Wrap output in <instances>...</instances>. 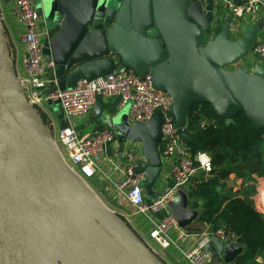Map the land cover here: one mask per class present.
<instances>
[{"label": "water", "instance_id": "95a60500", "mask_svg": "<svg viewBox=\"0 0 264 264\" xmlns=\"http://www.w3.org/2000/svg\"><path fill=\"white\" fill-rule=\"evenodd\" d=\"M213 10L214 0L206 8L199 0L37 2L51 30L42 47L52 63L47 95L74 87L80 78L130 67L140 74L150 70L154 86L172 97L170 108H157L147 123L131 122L130 103L116 116L104 113L100 102L92 108L116 131L121 147L125 140L142 143L143 188L156 199L167 187L153 191L164 168L160 143L166 117L175 120L185 140L195 104L210 103L227 121L244 111L264 128V65L260 60L251 70L237 65L252 56L264 16L244 23L243 33L233 38L230 12L220 31L208 38ZM46 103L59 127H67L60 101ZM214 229H209L205 250L233 261L243 247L223 242ZM0 264H163L63 160L50 128L23 93L1 14Z\"/></svg>", "mask_w": 264, "mask_h": 264}, {"label": "built area", "instance_id": "2783aa9c", "mask_svg": "<svg viewBox=\"0 0 264 264\" xmlns=\"http://www.w3.org/2000/svg\"><path fill=\"white\" fill-rule=\"evenodd\" d=\"M199 1L204 8L209 3V0ZM213 12V36L220 31L226 15L231 12L234 17L232 35L236 38L240 36L247 19L256 18L260 13L264 15V0H214ZM0 14L11 51L15 50V40L25 48L23 69L15 67V71L28 103L40 112L46 108L47 99L60 101L69 125L61 129L50 118V130L65 163L87 183L96 174L99 168L97 158L114 141L115 132L104 127L80 134L72 124L74 117L87 114L99 96L119 99L120 108L130 103L129 118L133 124L147 123L159 107L164 112L170 108L173 99L168 92L154 86L152 72L148 70L140 74L130 67L118 68L91 80L80 78L74 87L58 89L47 95V89L52 84L49 77L52 63L45 62L42 47L44 39L51 37V30L45 18L38 13L36 0H0ZM252 51L259 55L264 65V37L258 40ZM160 151L163 166H169L173 176V182L161 196L150 203L146 202L143 189L145 173L139 171L137 154L131 149H124L120 153L123 165L120 167L119 163L117 167L123 178L115 183V188L118 197L125 198L133 206L135 214L145 215L153 223V235L163 246H167L174 242L170 229L177 224V220L169 211L160 220L155 215L168 208V203L181 187H195L199 174L210 173L214 168L208 152L191 154L184 136L177 131L175 120L170 117H166L162 125ZM260 202L264 209V196ZM213 233L227 243H235L238 239L237 233L226 225L216 227ZM210 239L211 234L205 232L194 246L181 250L189 264L208 263L211 254L204 246Z\"/></svg>", "mask_w": 264, "mask_h": 264}, {"label": "trees", "instance_id": "16d2710c", "mask_svg": "<svg viewBox=\"0 0 264 264\" xmlns=\"http://www.w3.org/2000/svg\"><path fill=\"white\" fill-rule=\"evenodd\" d=\"M187 129L191 154L206 151L213 161V171L190 190L203 200L201 221L231 227L244 246L241 264H259L255 256L264 251V211L250 195L251 182L264 175V128L256 127L244 111L227 121L210 103H203L191 108ZM231 174L242 179L239 191L229 187Z\"/></svg>", "mask_w": 264, "mask_h": 264}, {"label": "crops", "instance_id": "0c3cea01", "mask_svg": "<svg viewBox=\"0 0 264 264\" xmlns=\"http://www.w3.org/2000/svg\"><path fill=\"white\" fill-rule=\"evenodd\" d=\"M261 15L263 14L260 13L259 16H257L256 18L250 17L245 21V23L248 21L257 22ZM11 25L13 28H15L14 22L12 20H11ZM242 33H243V29L240 35ZM263 37H264V30L260 33L259 40L262 39ZM15 41L13 42L15 50L14 52H12V56L14 59L15 67H18L19 69L22 70L23 69L22 58L25 54V48L21 44L17 42L15 43ZM256 56H257L256 54L252 53L251 58H253L252 59L253 65L256 61H259V57ZM45 62L48 64L46 60ZM96 102H100L104 106L105 108L104 113L112 116L118 115L125 107L124 106L123 108H120L119 99L113 97L99 96ZM47 108L51 113V115H49V118H51V120L53 121H56L57 125L59 126V122L52 114V111L48 104H47ZM72 124L80 134L93 132L97 128H104V127L110 128L102 119H98L95 117V115L92 112V109L83 116L74 117L72 119ZM45 126L47 127V129L48 127L50 128V124L48 125L45 124ZM110 129L115 132V139L107 146V148L103 151V153H101L98 156L97 162L99 168L96 174L89 179L88 184L98 194V196L103 200V202L106 205L109 206L110 205L109 202L111 201L112 203H114V205H119L120 207L118 209L116 206L112 205V207L115 208H111V206H109L111 209H113L114 211L124 210L126 217L129 219L131 215H134L136 218V222L133 223V225L139 230L140 232L139 237H141L144 241L148 242V240L152 238V232L154 229L153 223L149 221V219L145 215L135 214L133 206L125 198L118 197L115 188V183L123 178L122 172L117 167L119 163H120V167H122L123 165L120 154L121 151H123L124 149L134 150L135 153L137 154V159L140 165V163L143 162L145 159L142 153V143L140 141L125 140L123 146L121 147L120 139L116 131L113 128ZM262 151H263L262 155L264 159V143H263ZM163 167L164 168L161 177L153 187V191L155 193H157L163 185L169 186L173 182V176L172 173L170 172V167L169 166L168 167L163 166ZM138 169L139 171L142 170L140 166H138ZM209 174L210 173L206 174L201 172L198 177L199 182L203 179H206L209 176ZM145 180H146V175H145ZM227 182L229 184V187H232L233 191H239L242 187V179L236 177L235 174H231ZM251 184H253L254 192L253 193L251 192L250 198L252 199L253 204L258 209L264 211L261 204H259L261 203L260 201L263 199L264 196V192L261 193V191L264 190V175L256 176V179L252 181ZM193 188L183 187L179 189L176 193V196H178L179 199L177 201H174L176 197L175 196L173 200H171L172 204L168 203V208L166 210L164 209L155 215V218L157 220H160L166 214V212L169 211L170 213L173 214V216L177 220V224L170 229V236L174 242H172L170 245L167 246L161 245V247L165 251V257H166V258L163 257V259L166 261L167 264H189L186 258L184 257V255L182 254L181 250L191 248L197 243V241L201 238V236L205 232H209V229L211 227L216 228L219 226L217 224L201 221L200 217L203 210L202 208L203 200L202 198H198L197 196L191 195L190 190ZM144 194L147 203H150L156 199L155 197L148 195L145 190H144ZM197 203H199V206L197 205ZM221 240L227 243V241H224L223 239ZM235 244L242 246L243 252L240 253L238 257L235 258L233 261L225 260V258L222 255H214L213 253H210L211 257L207 264H241L240 256L244 253V246L239 243L238 239L236 240ZM255 260L259 264H264V251L256 254Z\"/></svg>", "mask_w": 264, "mask_h": 264}, {"label": "rangeland", "instance_id": "374dc122", "mask_svg": "<svg viewBox=\"0 0 264 264\" xmlns=\"http://www.w3.org/2000/svg\"><path fill=\"white\" fill-rule=\"evenodd\" d=\"M37 2H41V0H37ZM42 2H44L45 3V0H42ZM233 36V38H234V35H232ZM211 37H213V34H211L210 36H208V38H211ZM252 56L250 55V57H248L246 60H243L242 62H239L237 65H245L246 67H247V69H251L252 68V66H253V58H251ZM236 65V66H237ZM46 108H44V109H42V111H40V112H38L39 114H40V116H41V118L43 119V122L46 124V125H48V124H50V118H49V115H51V113L49 112V110H48V108H47V106H45ZM263 152V151H262ZM263 156V155H262ZM101 194V193H100ZM103 195V194H102ZM109 206H111V208H115V207H112V205H114V203H112L111 201L109 202ZM114 206H116L118 209L120 208L119 207V205H114ZM116 214L120 217V218H122L123 220H124V222L138 235V236H140V232H139V230L133 225V223H135L136 222V218H135V216L134 215H131V217H130V219L129 218H127L126 217V215H125V211L123 210V211H116ZM130 221H129V220ZM146 244H147V246L150 248V250L151 251H153L155 254H157V256H158V258L161 260V262L163 263V264H167L166 263V261L163 259V257L164 258H166L165 257V251H164V249L161 247V243L156 239V237L153 235V233H152V238H150L149 240H148V242H146V241H144Z\"/></svg>", "mask_w": 264, "mask_h": 264}, {"label": "bare ground", "instance_id": "6f19581e", "mask_svg": "<svg viewBox=\"0 0 264 264\" xmlns=\"http://www.w3.org/2000/svg\"><path fill=\"white\" fill-rule=\"evenodd\" d=\"M264 192V190H262V193Z\"/></svg>", "mask_w": 264, "mask_h": 264}]
</instances>
